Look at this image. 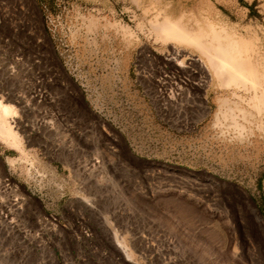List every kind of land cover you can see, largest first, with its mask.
<instances>
[{"label": "rangeland", "instance_id": "374dc122", "mask_svg": "<svg viewBox=\"0 0 264 264\" xmlns=\"http://www.w3.org/2000/svg\"><path fill=\"white\" fill-rule=\"evenodd\" d=\"M158 11L209 14L257 36L264 53V0H0V96L18 108L11 121L22 139L0 138V154L15 149L9 165L28 180L0 157V264H264V222L253 211L264 221V132L234 141L214 126L220 91L197 60L181 66L157 41ZM116 63H133L144 94L134 101L149 109L140 118L116 96ZM107 90L115 121L135 117L139 145L155 141L168 159L132 158L119 141L120 164L105 165L74 148L78 180L59 170L62 180L45 181L32 148L44 120L53 137L64 133L56 108L69 100L100 119Z\"/></svg>", "mask_w": 264, "mask_h": 264}, {"label": "bare ground", "instance_id": "6f19581e", "mask_svg": "<svg viewBox=\"0 0 264 264\" xmlns=\"http://www.w3.org/2000/svg\"><path fill=\"white\" fill-rule=\"evenodd\" d=\"M207 2L210 4L213 0ZM126 29L130 31L129 27ZM150 31L169 52L173 50L171 58L179 60V65L185 66L190 58L197 60L207 74L205 84L219 89L214 126L222 134L229 133L232 140L244 141L257 132H264V53L257 36L250 39L235 27L219 25L209 14L203 15L202 20L194 12L174 18L158 11L150 20ZM194 49L199 52L197 58L190 55ZM15 115H18V108L0 96V138L20 147L21 135L11 121ZM253 211L263 223L257 208ZM127 256L132 258V253Z\"/></svg>", "mask_w": 264, "mask_h": 264}, {"label": "crops", "instance_id": "0c3cea01", "mask_svg": "<svg viewBox=\"0 0 264 264\" xmlns=\"http://www.w3.org/2000/svg\"><path fill=\"white\" fill-rule=\"evenodd\" d=\"M116 65L117 67L112 71L117 72V74H115L114 76L119 81H121L119 82V84L121 83V85L117 86V90L115 91L116 96H122L124 112L133 115L137 114L136 116L140 118V114L148 112L149 109L147 103H137L134 101L137 95L143 96L144 94L136 80V76L133 70V63H116ZM15 66L16 65H11V69L8 70V73H10V70L14 71ZM25 67L26 69H29L27 68V64L25 65ZM159 68L164 71H168V64L160 65ZM6 74L7 70L5 68H3V70H0V78H2V76ZM15 76L17 77L18 75L16 74ZM11 79H13V77H11ZM6 83H10V81L6 80ZM2 86L3 84L0 83V87ZM81 88L86 95V85L82 82ZM110 91L111 90H107L105 93L107 106L106 108L104 107L101 109L99 115L100 119L96 117L95 119H93V110H85L84 113H78L75 105L72 104L69 100L68 106L66 105L67 107L65 106V109H62V107H60V104V110L55 107L56 111L59 113L58 115L61 119L60 124L64 133L57 134L53 137L52 135L54 134L51 133L52 131L50 130V123L44 120L43 130L42 132L37 131V143L36 145H33L32 148L36 150L38 156L41 158V161L46 166V169H49L48 175L52 176L45 181H53V179H55V181L62 180L61 178L56 180L58 177H62L59 173V170L63 171L64 175H66V173H69L70 176L75 177L74 182L77 181L78 179H76L77 173L75 169L77 162L74 160L75 158H77V153L80 154V152H77L79 150L88 151L92 160H95L96 156H99L103 158L105 165H108L111 162L113 165L117 166L118 164H120L121 160L120 157H116L117 150L114 146V142L119 141H124L132 158L134 156L145 160H155L158 158L168 159V154L160 153V151L157 150L155 141L152 147L150 145L148 147H142L139 145V140L136 137V128L139 126V123H135V117L131 121H129V119L131 118L130 116L124 117L123 121H115L116 114L114 113V111H112L109 105ZM53 96H55L57 99L59 98L57 97V95ZM113 96L114 95H112V97ZM59 143L62 144L60 149L58 148V145L60 146ZM54 145L55 150L53 149ZM74 148L77 150L75 153ZM7 149L10 152L7 153L5 151L3 154H0V157L5 159V164L7 165V167H9V172L17 181L28 182V180L25 179L20 171L16 169L13 170L10 167L7 157L9 155H16L17 152L12 148ZM13 151H15V153ZM47 154L50 156L49 158L53 160L54 165H47V163H45V161L43 160V156H46ZM111 154H114V156ZM79 163L81 164V162ZM90 163L92 162L90 161ZM16 171L20 173L17 177L14 176V172ZM50 171H52L53 173Z\"/></svg>", "mask_w": 264, "mask_h": 264}]
</instances>
